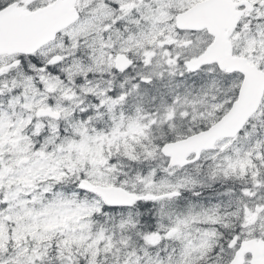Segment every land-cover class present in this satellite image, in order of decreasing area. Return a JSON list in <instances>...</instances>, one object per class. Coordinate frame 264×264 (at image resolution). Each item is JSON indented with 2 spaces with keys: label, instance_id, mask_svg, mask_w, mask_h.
<instances>
[{
  "label": "snow or ice",
  "instance_id": "6c2138e0",
  "mask_svg": "<svg viewBox=\"0 0 264 264\" xmlns=\"http://www.w3.org/2000/svg\"><path fill=\"white\" fill-rule=\"evenodd\" d=\"M0 264H264V0H0Z\"/></svg>",
  "mask_w": 264,
  "mask_h": 264
}]
</instances>
